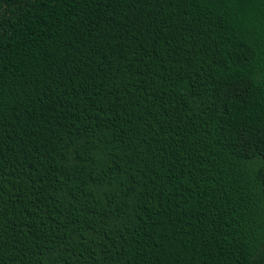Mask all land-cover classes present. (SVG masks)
Instances as JSON below:
<instances>
[{
    "label": "trees",
    "instance_id": "16d2710c",
    "mask_svg": "<svg viewBox=\"0 0 264 264\" xmlns=\"http://www.w3.org/2000/svg\"><path fill=\"white\" fill-rule=\"evenodd\" d=\"M0 264H264V0H0Z\"/></svg>",
    "mask_w": 264,
    "mask_h": 264
}]
</instances>
